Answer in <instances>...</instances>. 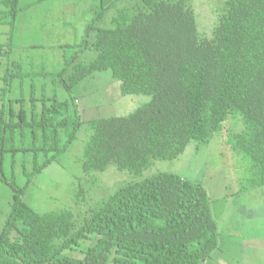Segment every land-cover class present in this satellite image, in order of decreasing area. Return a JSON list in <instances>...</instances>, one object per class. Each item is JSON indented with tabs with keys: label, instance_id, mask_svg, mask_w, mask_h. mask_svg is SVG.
Returning <instances> with one entry per match:
<instances>
[{
	"label": "trees",
	"instance_id": "1",
	"mask_svg": "<svg viewBox=\"0 0 264 264\" xmlns=\"http://www.w3.org/2000/svg\"><path fill=\"white\" fill-rule=\"evenodd\" d=\"M116 1L86 27L94 58L74 62L75 52L57 75L71 65L69 89L86 74L110 70L122 94L149 100L126 115L87 121L83 171L113 164L141 172L153 160L177 158L191 141L207 143L236 113L243 128L225 142L251 159L250 188L264 185V0H224L210 36L199 34L186 0H123L124 6ZM0 2V54L11 63L6 53L25 8L19 0ZM19 70L7 67L1 75V98L13 85L8 80L24 82L35 74ZM29 87L28 107L22 96L0 104V180L12 190L0 231V264H204L218 246L217 221L205 188L176 174L125 184L80 225L69 210L37 213L25 203L32 176L67 149L84 122L68 100L37 99L35 86ZM5 153L11 167L18 153L31 155L32 169L22 166L24 185L5 176ZM91 238L80 256L64 253Z\"/></svg>",
	"mask_w": 264,
	"mask_h": 264
},
{
	"label": "rangeland",
	"instance_id": "2",
	"mask_svg": "<svg viewBox=\"0 0 264 264\" xmlns=\"http://www.w3.org/2000/svg\"><path fill=\"white\" fill-rule=\"evenodd\" d=\"M39 1L41 3L38 6L24 13V9H21L17 14L19 30L28 19L39 21L41 28L34 34L39 35L44 48L35 51L34 55L43 58L46 64L44 71L49 75L32 79L35 86L32 94L37 99L55 96L56 99L68 100L73 109H78L84 122L67 149L32 176L22 195L25 203L37 213L69 210L76 224L80 225L92 208L125 184L162 172L173 173L201 184L209 197L211 213L217 221L218 246L204 264H264V185L250 188L251 159L225 142L227 136L242 130L241 117L236 113L230 114L223 122L222 129L207 143L191 141L177 158L153 160L141 172L119 170L113 164L104 171L84 172L81 162L83 147L89 135L87 121L126 115L146 103L149 96L122 94L120 83L110 70L86 74L66 89L71 65L66 67L62 75H57V72L64 67L65 58L71 62L75 52L74 62L87 64L94 58L96 52L89 44V37L93 39V36L90 33L86 36V27L96 12L112 0ZM29 2L34 0H19V5L25 8ZM186 4L193 9L199 34L210 36L224 0H186ZM124 5L125 1L117 0L115 6ZM113 9L107 10L104 17L109 18ZM85 42L88 47L83 46ZM51 43L56 47H53L54 51L49 50ZM23 57V51L13 49L12 56H9L10 72L19 69L29 72L22 64ZM2 59L6 61V57L2 56ZM40 68L39 65V69L30 71L38 73ZM8 81L13 82V85L6 90L5 97L22 96L28 107L31 95L28 85L23 84V89H20L19 85L14 84L15 80ZM6 98H1L0 104L3 100L6 102ZM14 107H18L17 103H14ZM22 166L27 171L32 169L31 155L22 158V154L18 153L11 167L9 154H4L3 172L8 179L13 177L20 186L26 181ZM11 196V188L0 180V231L11 207ZM93 239L81 240L77 247L64 253L80 256L81 250L92 244Z\"/></svg>",
	"mask_w": 264,
	"mask_h": 264
},
{
	"label": "crops",
	"instance_id": "3",
	"mask_svg": "<svg viewBox=\"0 0 264 264\" xmlns=\"http://www.w3.org/2000/svg\"><path fill=\"white\" fill-rule=\"evenodd\" d=\"M29 3H31V2H29ZM40 3H41V1L37 2L35 5H32L31 7L30 6L26 7L23 10V13L25 11H28L30 8H34V6L35 7L38 6ZM0 8H2L1 2H0ZM40 29L41 28L39 25V21H33L32 19H28L27 21L23 22L22 28L19 30V19H17V17H16L15 31H14V36H13V46H12L13 48L8 50L6 54L12 56L13 49L16 48L19 51H23L24 57L22 58V64L25 65L27 70L30 71V69H34V68L39 69V65L41 66V68H40V72L33 74V76L25 77V79L27 80L26 83L23 82L22 80H20L19 78H16V79H14L15 80L14 84L15 83L17 85L27 84L28 86L31 84L34 85V83L32 82V79L34 77H36V76H38L40 78L45 77L44 69L46 70V64L44 63L42 57H37L34 55L35 51H39V50H42V48H44L42 43L40 42V40L38 38L39 35L34 34L36 31H40ZM19 31H20V33H19ZM1 32H2V26H0V35H1ZM50 46L51 47H49V50L54 51L53 43H51ZM54 48H56V47H54ZM1 55L2 54H0V69H2V70L0 71V81L2 84L1 75L4 73V71L7 67L8 68L10 67L11 63L8 61H4L1 58ZM19 71L26 72V71H23L22 69H20ZM1 84H0V86H1ZM38 84H39V82H38ZM29 89H30V87H29ZM0 99H1V96H0Z\"/></svg>",
	"mask_w": 264,
	"mask_h": 264
}]
</instances>
